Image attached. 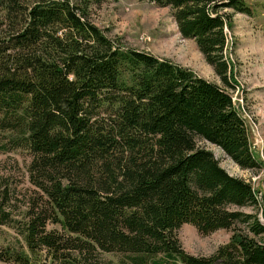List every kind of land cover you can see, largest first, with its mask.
<instances>
[{
	"label": "trees",
	"instance_id": "obj_1",
	"mask_svg": "<svg viewBox=\"0 0 264 264\" xmlns=\"http://www.w3.org/2000/svg\"><path fill=\"white\" fill-rule=\"evenodd\" d=\"M99 1L0 0V132L30 155L42 196L24 221L28 251L7 249L0 260L33 264L44 249L60 264H89L95 251L131 253L135 264L158 254V264H264V190L259 201L197 143L242 169L264 167L232 95L109 37L88 15ZM148 1L169 6L221 82L237 85L225 28L234 12L250 14L245 0ZM183 224L231 234L193 255L178 236Z\"/></svg>",
	"mask_w": 264,
	"mask_h": 264
},
{
	"label": "rangeland",
	"instance_id": "obj_2",
	"mask_svg": "<svg viewBox=\"0 0 264 264\" xmlns=\"http://www.w3.org/2000/svg\"><path fill=\"white\" fill-rule=\"evenodd\" d=\"M245 1L251 9L250 14L234 12L231 27L225 28L224 57L233 65L235 87L224 85L195 40L181 35L169 6H159L148 0H100L91 3L88 15L109 37L120 38L127 47L170 59L228 91L244 118L254 154L264 160V0ZM9 137V134L0 132V253L21 247L27 250L23 236L24 221L29 208L40 204L42 199L29 179L30 155L9 143ZM197 143L211 150L229 174L249 181L254 189L259 190L260 201L264 190V167L242 169L219 147L204 140ZM229 209L255 212L252 206L231 205ZM258 216L264 224L260 213ZM48 227L55 226L49 224ZM230 234L229 230L221 229L201 235L190 224H183L178 229L185 251L198 256L213 253L228 241ZM84 257L89 264H135L133 259L136 255L95 251ZM161 259V254L147 257L144 264H158L157 260L162 263ZM32 260L33 264H60L44 249L39 250ZM0 264L17 263L0 260Z\"/></svg>",
	"mask_w": 264,
	"mask_h": 264
}]
</instances>
